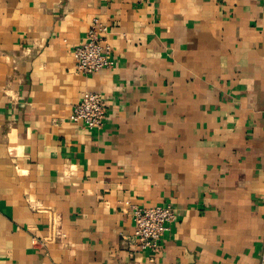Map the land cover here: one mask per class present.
<instances>
[{"label": "crops", "instance_id": "crops-1", "mask_svg": "<svg viewBox=\"0 0 264 264\" xmlns=\"http://www.w3.org/2000/svg\"><path fill=\"white\" fill-rule=\"evenodd\" d=\"M94 17L115 65L82 75ZM87 90L100 130L61 121ZM163 204L139 249L131 205ZM263 243L264 0H0V264H260Z\"/></svg>", "mask_w": 264, "mask_h": 264}, {"label": "built area", "instance_id": "built-area-1", "mask_svg": "<svg viewBox=\"0 0 264 264\" xmlns=\"http://www.w3.org/2000/svg\"><path fill=\"white\" fill-rule=\"evenodd\" d=\"M142 1V0H137ZM109 27L94 17L83 41L72 50L73 67L76 73L92 75L115 65L109 43ZM106 118V106L100 92L84 91L70 112L61 121L79 124L89 130H100ZM132 235L139 249L152 253L159 251V242L173 221L174 211L170 205L139 207L131 205ZM55 238L61 234L55 232ZM259 262L264 264V243L259 253Z\"/></svg>", "mask_w": 264, "mask_h": 264}]
</instances>
